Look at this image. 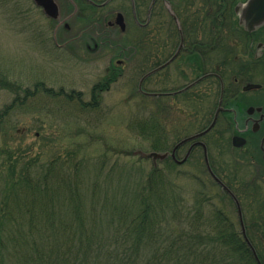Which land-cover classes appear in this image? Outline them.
Returning a JSON list of instances; mask_svg holds the SVG:
<instances>
[{"label": "rangeland", "instance_id": "obj_1", "mask_svg": "<svg viewBox=\"0 0 264 264\" xmlns=\"http://www.w3.org/2000/svg\"><path fill=\"white\" fill-rule=\"evenodd\" d=\"M194 1L196 6L200 5V10L204 2L207 13L214 12V16L217 14L215 0ZM57 2L62 17L73 10L72 1ZM75 2L79 7L84 5V0ZM114 4L116 1L110 6L114 7ZM233 6L234 4L232 8ZM209 7L212 9L209 10ZM221 12L222 9L219 13ZM82 20L73 15L67 19L72 32H65L60 27L55 33V21L46 17L34 0H0V110L10 105L15 96L22 99L24 89H33L36 82L55 91L60 88L65 92L80 91L83 101L91 100L92 86L106 75L114 74L107 72L106 68L110 63L113 64L111 57L117 52L109 53L105 49L106 44L100 52H84L82 47L88 40L87 33L74 41L77 47H81L76 52L64 45L66 38L62 39L63 35H77L88 25ZM101 25L103 28V24ZM108 32L113 34L108 33L110 37H103L102 40L119 42L128 48L124 54L128 56L132 50L130 46L134 45L131 38L136 37V33L133 30L120 33L113 28H109ZM92 42L89 41L90 44ZM145 57L143 47L141 54L127 57L128 63L124 64L122 61L120 65L114 62L118 68L116 73L120 72L121 75L118 73L117 80L108 89L101 91L97 108H80L77 99L65 101L63 96L47 98L39 91L34 100L25 99L22 103L19 100L1 119L8 137L4 138L3 132H0V224L4 228V240L0 241V264H16L21 255L18 253V242L23 243L22 238L27 236L22 234L21 223L27 222L22 214V207L25 206L24 203H36L39 211V207L45 205L42 202L48 199L43 197L40 187L44 190L47 184L49 188L63 190L64 197H55L54 206L70 209L72 201L68 197L67 180L69 176L76 178L85 220L90 222L93 233L103 238H110L115 234L111 219L117 224L122 221L112 216L114 208H125L126 205L133 204L134 195L138 192L136 186L144 180L147 173L154 171L155 166L158 168L157 172H164L167 180L173 181V186L182 190L184 200L191 202L194 194L201 190L206 173L200 175V172H194L198 168L194 156L184 164L173 166L166 161L154 162L150 157L139 153L150 150L148 141L142 139L136 131L135 116L139 112L146 111L151 117L159 116L165 134L168 135L169 146L166 149L171 148L185 133L196 132L200 127L195 103L194 109L190 108L191 101H187V97L183 105L178 95H161L162 97L158 96L159 99L147 95L145 99H141L146 94L138 91V82L142 74L151 67ZM119 58L123 59V56ZM187 67V76L190 78L193 70L189 65ZM157 73H168L169 80L158 82L156 80L162 77L158 78L156 75V79L149 82V79L155 77V73L143 83L144 90L161 92L181 85L173 67L169 71L164 69ZM168 104L170 107H167ZM9 135L18 141L7 140ZM7 148L8 151L4 152ZM15 157L18 159L14 163ZM23 172L32 174L38 189L30 192L25 185L13 186L12 179L18 177L19 182ZM211 192V200L215 205L222 206L218 207L219 210L223 209L222 213L228 216V221L241 233L235 208L226 199L223 200L218 189L213 188ZM204 209L202 215L211 217L210 206ZM244 211L248 221L244 224L247 236L264 255V208ZM38 214L40 219V212ZM66 218L63 212L56 213L55 223ZM255 220L259 222H253ZM11 223H14L13 228L10 227ZM39 225H45L43 218ZM7 234H12L16 239L6 238ZM34 236L35 239L41 238L40 233H35Z\"/></svg>", "mask_w": 264, "mask_h": 264}, {"label": "flooded vegetation", "instance_id": "obj_2", "mask_svg": "<svg viewBox=\"0 0 264 264\" xmlns=\"http://www.w3.org/2000/svg\"><path fill=\"white\" fill-rule=\"evenodd\" d=\"M70 1L71 12L62 17L60 8L59 17L50 18L55 21V33L60 27L65 32H72L67 19L73 15L82 18L88 25L77 35H63L61 38H66L63 44L76 52L81 47H77L74 41L84 33L88 37L82 47L84 52H100L106 44L105 49L109 53L117 52L111 57L113 64L107 66V72L116 73L115 61L120 65L122 61L126 64L127 57L141 54L143 47L146 62L151 64L146 72L174 56L146 79L160 70L169 71L173 67L181 85L166 88L162 91L163 95H178L182 105L187 95H193L190 97L194 98L200 127L196 132L185 133L178 140L204 130L217 116L209 131L185 140L175 149V157L169 154L166 159H177L180 165L194 156L198 164L194 172H200V175L206 173V178L219 190L223 200L226 199L235 208L239 224L248 223L245 209L264 208V7L253 10L256 13L250 16L247 14L251 0H227L230 6L234 4L232 19L236 23L215 26L212 39L202 41L200 5L196 6L194 0H84L81 7L75 0ZM115 1L116 4L111 7ZM118 13L122 14L123 28L116 23ZM257 16L263 18L258 23ZM109 28L120 33L131 30L136 33L137 36L131 38L134 45L130 46L132 50L128 56L124 55L128 48L119 42L102 40L113 34L108 32ZM89 41L93 42L90 44ZM119 56L123 59H118ZM187 65L193 70L190 78L187 76ZM160 77L164 82L169 80L168 73ZM150 80L152 83L154 78ZM176 142L167 149L169 153ZM212 203L217 209L222 207ZM238 209L242 213V222ZM221 210L213 217L214 222L228 221V216ZM253 222L258 223L259 220Z\"/></svg>", "mask_w": 264, "mask_h": 264}, {"label": "trees", "instance_id": "obj_3", "mask_svg": "<svg viewBox=\"0 0 264 264\" xmlns=\"http://www.w3.org/2000/svg\"><path fill=\"white\" fill-rule=\"evenodd\" d=\"M214 4L217 9L215 16L205 11L204 2L200 10L202 41L212 39L215 26L225 27L236 23L232 19V6L227 0H215ZM210 9L212 8L209 7ZM221 9L222 12L219 13ZM156 75L160 77L162 74H155L154 79ZM118 77V73L108 74L95 83L91 88V100L88 102L83 101L80 91L65 92L61 88L55 91L36 82L33 89L27 87L24 89L22 99L15 96L10 105L0 110V121L15 103H19V100L22 103L25 99L34 100L39 91H42L47 98L63 96L65 101L77 99L80 108H97L100 104L101 91L108 89ZM147 80L145 79L144 84ZM10 89L15 90L13 87ZM190 95L186 96L187 101H191L190 108L194 109V98ZM141 97L145 99L146 95ZM159 98L154 97V99ZM135 119L137 134L148 141L150 150H166L169 146L168 135L165 134L159 116L151 117V114L142 111L136 114ZM0 132H3L4 138L8 137L1 122ZM7 140L18 141L10 135ZM8 149H4V152ZM17 159L14 158V163ZM162 161L173 166L177 165L171 159ZM157 171L158 168L155 166L154 171L147 173L144 180L136 186L138 192L134 195L131 206L114 208L115 212L112 216L122 221L117 224L111 219L115 234L110 238H103L93 233L90 222H86L76 178L69 176L67 180L68 197L72 201L70 209L54 206L56 203L53 199L64 197L63 190L49 188L48 184L45 185L44 190L40 187L43 197L48 198L46 202H42L45 205L39 207V211L35 206L36 203H24L25 206L22 207V214L27 218L25 224L21 223L22 234L27 236L22 238L23 243L18 242L20 247L18 253L21 255L16 264H264L262 252L255 246L260 260L258 263L232 222H214L213 217L219 214L220 210L212 203L211 189L214 187L208 178L202 179L201 190L196 192L189 202L182 197V190L174 187L173 181L167 180L164 172ZM20 177L19 182H17L18 177L12 179L13 186L25 185L30 192L38 189L37 181L31 173L23 172ZM206 206H210L211 217L202 215ZM38 212L45 225H39L41 218L39 219ZM62 212L67 218L56 224L55 214ZM13 224H10L11 228ZM3 230L0 224L1 242L4 240ZM35 233H40L41 238L35 239ZM6 238L16 239L12 234H7ZM30 240L32 241L29 242Z\"/></svg>", "mask_w": 264, "mask_h": 264}, {"label": "water", "instance_id": "obj_4", "mask_svg": "<svg viewBox=\"0 0 264 264\" xmlns=\"http://www.w3.org/2000/svg\"><path fill=\"white\" fill-rule=\"evenodd\" d=\"M35 4L37 6H40L42 9H43V12L50 16V17H53V18H56L59 16V6H58V3L56 0H34ZM250 9H249V12L247 15H250V16H253L256 11H253V10H258V9H261L263 8L264 6V0H251L250 1ZM262 16H257V20L256 22L258 23L260 20H262ZM116 23L120 24L122 26V28L124 27L123 26V22H122V14L121 13H118L117 14V18H116ZM176 55V54H175ZM174 56H172L168 61H166L164 64L154 68L153 70H151L150 72H147L146 74L143 75V77L140 79V82H139V88H140V85L143 81V79L148 75L150 74L151 72H154V71H157L158 69L164 67L166 64H168L172 59H173ZM152 94H155V95H158L159 93H152ZM216 116L215 115V118L213 119V121L209 124V126L207 128H205L204 130L198 132V133H195L193 135H191L190 137L186 138V139H183V140H180L179 142H177L171 153H169V151H147V152H142L140 151V155L141 156H144V157H150L154 162H156L157 160H163L164 158H166L169 154L174 158V151L175 149L181 144L183 143L185 140L187 139H190V138H194V137H198L202 134H204L205 132H207L208 130H210L213 125L215 124V121H216ZM176 162H180L176 159ZM213 174V173H212ZM213 177L219 182L221 183V181L213 174ZM222 184V183H221ZM225 187V186H224ZM227 189V188H226ZM228 190V189H227ZM229 191V190H228ZM230 192V191H229ZM231 193V192H230ZM238 216L242 222V213H241V210L238 209ZM241 226V233L243 235V238L245 240V242L247 243V245L249 246L251 252L253 253V256L254 258L257 260L258 263H260V260L258 258V255H257V252L255 250V247L253 246V244L251 243V241L249 240L247 234H246V229H245V225L243 223L240 224Z\"/></svg>", "mask_w": 264, "mask_h": 264}]
</instances>
